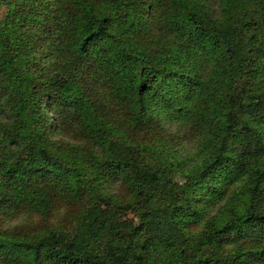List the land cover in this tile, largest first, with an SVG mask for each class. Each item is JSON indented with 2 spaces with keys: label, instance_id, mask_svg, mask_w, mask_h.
<instances>
[{
  "label": "trees",
  "instance_id": "obj_1",
  "mask_svg": "<svg viewBox=\"0 0 264 264\" xmlns=\"http://www.w3.org/2000/svg\"><path fill=\"white\" fill-rule=\"evenodd\" d=\"M0 264H264V0H0Z\"/></svg>",
  "mask_w": 264,
  "mask_h": 264
},
{
  "label": "rangeland",
  "instance_id": "obj_2",
  "mask_svg": "<svg viewBox=\"0 0 264 264\" xmlns=\"http://www.w3.org/2000/svg\"><path fill=\"white\" fill-rule=\"evenodd\" d=\"M178 180H182L179 176H177ZM66 210L65 208L63 207H60V208H56L53 210V212L51 213V220L53 222H56V221H60L66 214ZM30 216H32L31 214H25L21 217H19L18 219L14 220L13 222L11 223H18V222H24V221H31L30 223H37L40 221V218H29Z\"/></svg>",
  "mask_w": 264,
  "mask_h": 264
}]
</instances>
